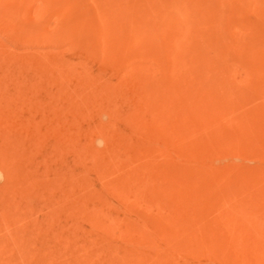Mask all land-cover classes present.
<instances>
[{"label": "rangeland", "instance_id": "obj_1", "mask_svg": "<svg viewBox=\"0 0 264 264\" xmlns=\"http://www.w3.org/2000/svg\"><path fill=\"white\" fill-rule=\"evenodd\" d=\"M0 264H264V0H0Z\"/></svg>", "mask_w": 264, "mask_h": 264}]
</instances>
